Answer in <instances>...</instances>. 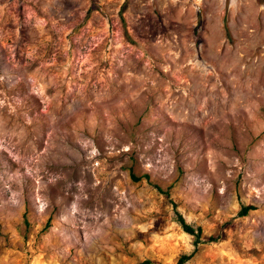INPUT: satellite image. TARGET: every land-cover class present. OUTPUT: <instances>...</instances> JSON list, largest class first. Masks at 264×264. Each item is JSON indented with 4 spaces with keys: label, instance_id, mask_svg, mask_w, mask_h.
I'll return each mask as SVG.
<instances>
[{
    "label": "rangeland",
    "instance_id": "rangeland-1",
    "mask_svg": "<svg viewBox=\"0 0 264 264\" xmlns=\"http://www.w3.org/2000/svg\"><path fill=\"white\" fill-rule=\"evenodd\" d=\"M185 254L264 264V0H0V264Z\"/></svg>",
    "mask_w": 264,
    "mask_h": 264
},
{
    "label": "trees",
    "instance_id": "trees-1",
    "mask_svg": "<svg viewBox=\"0 0 264 264\" xmlns=\"http://www.w3.org/2000/svg\"><path fill=\"white\" fill-rule=\"evenodd\" d=\"M135 178V177H133ZM253 206L252 205H243L240 209V211L238 212L239 215H245L248 210L252 209ZM175 213H176V221L178 222V224L181 226V228L191 234V235H194L195 239H194V242H198L199 241V237H200V232H201V228L199 226L197 227H193L192 225L188 224L184 218L182 217V215L177 211L175 210ZM189 258V255L185 254V255H181L177 261V264H182L183 261H185L186 259Z\"/></svg>",
    "mask_w": 264,
    "mask_h": 264
}]
</instances>
